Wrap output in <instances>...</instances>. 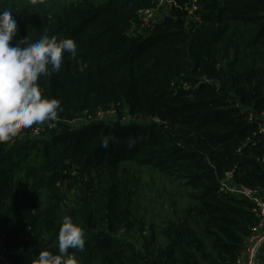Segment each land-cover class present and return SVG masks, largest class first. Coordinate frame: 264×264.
<instances>
[{"label": "trees", "instance_id": "16d2710c", "mask_svg": "<svg viewBox=\"0 0 264 264\" xmlns=\"http://www.w3.org/2000/svg\"><path fill=\"white\" fill-rule=\"evenodd\" d=\"M27 1L7 8L17 21L14 39L69 37L77 55L65 53L60 70L37 81L42 97L63 108L52 122L61 131L43 142L45 163L13 159L28 152L22 137L36 124L0 143V264H31L42 250L55 254L65 215L84 231V250L69 249L78 264H180L175 248L192 242L196 216L211 240L209 264H233L256 219L250 202L219 193L220 183L233 172L235 183L264 199V0H167L176 6L141 35L130 33L134 23L140 26L137 7L160 0H81L57 11ZM194 5L200 21L189 13ZM110 106L116 122L68 125L84 111L95 115ZM65 161L99 173L102 182L98 193L94 187L62 208L41 193L53 179L52 166ZM108 170L112 175L103 180ZM128 170H144L150 179L128 177L135 184L128 186L116 175ZM154 172L171 183L166 195L137 185L156 183ZM58 195L55 186L52 196ZM147 195L169 202L172 212L138 215ZM135 225L133 236L142 243L129 254L121 242Z\"/></svg>", "mask_w": 264, "mask_h": 264}, {"label": "clouds", "instance_id": "9594fccd", "mask_svg": "<svg viewBox=\"0 0 264 264\" xmlns=\"http://www.w3.org/2000/svg\"><path fill=\"white\" fill-rule=\"evenodd\" d=\"M17 31L13 13L0 9V143L34 124L59 119L63 112L60 101L42 97L37 81L42 75L58 72L65 53L77 55L72 38L45 33L31 39H14ZM102 143L106 147L107 139ZM56 239L58 251L54 254L42 250L31 264H78L69 249L84 250V231L70 216L62 217Z\"/></svg>", "mask_w": 264, "mask_h": 264}, {"label": "rangeland", "instance_id": "374dc122", "mask_svg": "<svg viewBox=\"0 0 264 264\" xmlns=\"http://www.w3.org/2000/svg\"><path fill=\"white\" fill-rule=\"evenodd\" d=\"M25 0H0V9H7L9 6V10L12 9H18L21 8L24 4L30 3L31 1H27L25 3H22ZM81 0H41L40 2L46 7V9H53L58 10L59 7L70 5L71 3H79ZM105 0H98V2H104ZM159 5L161 7L159 10L155 9L154 12V22L151 23V26H153L155 23L161 22L167 15L171 12L172 4L171 2L163 1L160 2ZM14 7V8H13ZM145 6L137 7V13L140 9H142ZM139 9V10H138ZM50 17V16H49ZM150 26V27H151ZM141 27V28H140ZM142 25L140 23V26L137 24H133V27L130 31V33L141 35L144 33V30L142 29ZM114 110V112L106 115L102 119H88L84 114L85 113H91L88 111H84V114H81V118L77 121L68 122V125L70 127L78 128L83 127L86 125H90L93 122H116L118 120V113L117 110L110 106L108 109L105 108H98V111H107V110ZM129 121V116L127 113V109L124 111V119L123 122L126 123ZM61 129L54 125L52 122L46 121L42 124H39L38 127L30 130V132H26L23 134L22 140L23 145L28 151L27 153H19L18 151L13 156L14 160L19 159L18 161H21L22 164L29 165V163L32 161L34 164H42L45 163L46 159L44 158L42 147L43 142L52 140V136L58 132H60ZM65 166H52V170L48 172V175L53 178L48 183L49 187H45L44 193H41L42 197L45 199L46 195H49L50 198H54V200H60V207H66L67 205H70L68 203L72 202L74 199L81 198L83 193H89L91 194V190L95 187L96 193H98V189L100 186V183L102 182V177H97L99 173L97 172H84L81 167L77 166L75 163H72L70 161L64 162ZM109 175H112L111 171L108 170L105 176H103V180H106L109 178ZM118 179H123L124 182L127 179V182L129 183L128 186H132L135 184H132L130 179L128 177L140 179L143 180H149L150 176H148V173H145L143 170L142 172L140 170H128V172H120L118 171L116 173ZM151 175V174H150ZM156 178V183L150 185H140L141 189L147 188V191H152L155 195H159V193H164L162 195H166L167 191L169 192V189L172 187L171 183L166 182V184H162L163 181L160 182L161 177H166L164 173L154 172L153 174ZM57 187L59 189V195L58 197L52 196L53 194V187ZM141 191V190H138ZM141 194L142 191H141ZM47 199V198H46ZM127 196L123 194V203L126 202ZM156 197L152 195H147L145 197L146 201H140L139 205H137L138 215L143 214L145 217L149 218V216L154 215V212H160L157 215L161 214H167L171 213L172 210L170 208L169 202L163 203V199H161L159 202L156 203ZM48 200V199H47ZM49 201V200H48ZM194 205L196 203L192 202ZM151 221V219H150ZM190 226V233L192 237V242H189L188 244H185L183 247H176L175 248V254L174 256L178 259V262L180 264L183 263V261H190L195 262V264H209L213 260V256H211V245H210V238L206 237L203 230V222L199 216H196L191 221ZM155 223L159 224L160 219L158 216H155ZM137 230V225H135V229L133 231V234H127L124 236V239L122 240V245L127 249L128 253L131 254L135 251H138L140 249V245L142 243V240L140 237L133 236L134 233ZM162 248L167 247V243L165 241H162ZM2 244H3V235L0 234V252L2 250ZM159 247V248H160ZM261 254L264 255V246L261 249Z\"/></svg>", "mask_w": 264, "mask_h": 264}, {"label": "built area", "instance_id": "2783aa9c", "mask_svg": "<svg viewBox=\"0 0 264 264\" xmlns=\"http://www.w3.org/2000/svg\"><path fill=\"white\" fill-rule=\"evenodd\" d=\"M167 0H160L155 7L142 8L139 10L137 16L142 27H150L154 22L155 9L160 11V2ZM172 6H176L173 1ZM198 7L194 5L189 11L191 16H194ZM200 21L199 17L194 16ZM114 110L98 111L95 115L85 113V116L90 119H102L106 113L110 114ZM115 113V112H114ZM252 120V117L250 118ZM259 134L264 135V112L259 118ZM264 162V159H263ZM219 193L223 195H232L241 199H245L252 205V213L256 219V223L250 228V235L246 239L245 246L242 253L233 264H264V255L261 254V249L264 246V199L261 197L259 190L250 188L245 185H239L233 181V172L228 173L221 181L219 186Z\"/></svg>", "mask_w": 264, "mask_h": 264}]
</instances>
